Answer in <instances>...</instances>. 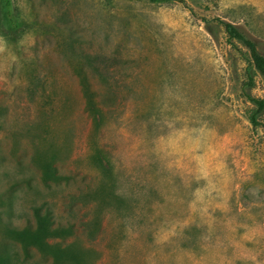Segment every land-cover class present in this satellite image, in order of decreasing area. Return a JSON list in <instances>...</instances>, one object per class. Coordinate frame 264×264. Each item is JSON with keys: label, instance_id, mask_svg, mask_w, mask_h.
<instances>
[{"label": "rangeland", "instance_id": "1", "mask_svg": "<svg viewBox=\"0 0 264 264\" xmlns=\"http://www.w3.org/2000/svg\"><path fill=\"white\" fill-rule=\"evenodd\" d=\"M10 6L0 264H264V81L216 21L264 55V0Z\"/></svg>", "mask_w": 264, "mask_h": 264}, {"label": "trees", "instance_id": "2", "mask_svg": "<svg viewBox=\"0 0 264 264\" xmlns=\"http://www.w3.org/2000/svg\"><path fill=\"white\" fill-rule=\"evenodd\" d=\"M148 1L155 3L160 2L161 0ZM0 3L2 5V9L4 10V16L7 17L9 21V17L11 15L10 0H0ZM216 21L223 29L226 36L225 41L228 45L234 46V42H237L247 50V67L245 69V81L242 84L243 87L246 89L251 88L254 85L255 75H258L264 81V55L258 52L255 43L234 25L220 20ZM245 98L252 105V110L247 117L249 125L252 129H256L258 127L264 128V122L260 120V117L264 112V99L252 97L249 94H246ZM35 214L37 215L38 212H35ZM43 222L44 221L42 220L41 223ZM9 231L11 233L14 230L9 229Z\"/></svg>", "mask_w": 264, "mask_h": 264}]
</instances>
